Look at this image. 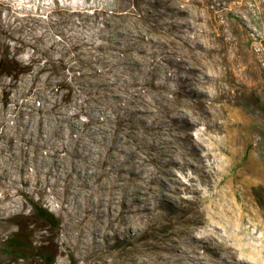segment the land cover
<instances>
[{
	"label": "rangeland",
	"instance_id": "obj_1",
	"mask_svg": "<svg viewBox=\"0 0 264 264\" xmlns=\"http://www.w3.org/2000/svg\"><path fill=\"white\" fill-rule=\"evenodd\" d=\"M2 51L35 71L0 88V244L24 226L51 264H264V0H0ZM88 53L114 77L76 78Z\"/></svg>",
	"mask_w": 264,
	"mask_h": 264
},
{
	"label": "trees",
	"instance_id": "obj_2",
	"mask_svg": "<svg viewBox=\"0 0 264 264\" xmlns=\"http://www.w3.org/2000/svg\"><path fill=\"white\" fill-rule=\"evenodd\" d=\"M88 57V63L81 67L76 78H82L83 76L97 82L106 81L112 79V69L108 67H99V57H95L91 53L86 55ZM39 63H41L39 61ZM35 71V64L33 60L29 62H22L16 59L9 53L2 51L0 53V88L6 94L11 82H16L19 76L29 74ZM71 79L67 77L59 79L58 88L63 91L62 97L69 99L73 94ZM120 115H114L113 121L111 120V126L117 127L121 125ZM30 216L34 218L32 224H40L41 229L46 231H52L59 225L57 218L54 214L48 210L42 204L31 201V213ZM24 227V226H23ZM18 226L17 230L7 235L0 244V255L9 257L14 261L25 262L31 258L44 261L46 264L54 262V253L50 250L48 244L32 245L30 239V232L25 227ZM43 242H46L44 240Z\"/></svg>",
	"mask_w": 264,
	"mask_h": 264
}]
</instances>
